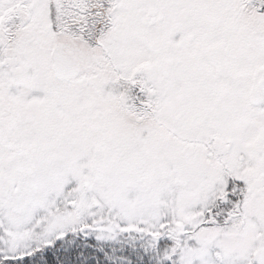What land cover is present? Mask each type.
Listing matches in <instances>:
<instances>
[{
  "label": "snow or ice",
  "instance_id": "6c2138e0",
  "mask_svg": "<svg viewBox=\"0 0 264 264\" xmlns=\"http://www.w3.org/2000/svg\"><path fill=\"white\" fill-rule=\"evenodd\" d=\"M0 264H264V0H0Z\"/></svg>",
  "mask_w": 264,
  "mask_h": 264
}]
</instances>
